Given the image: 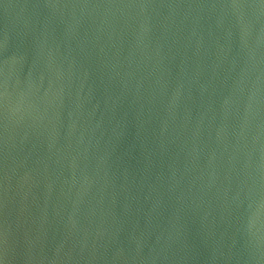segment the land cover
Here are the masks:
<instances>
[{"label":"water","instance_id":"obj_1","mask_svg":"<svg viewBox=\"0 0 264 264\" xmlns=\"http://www.w3.org/2000/svg\"><path fill=\"white\" fill-rule=\"evenodd\" d=\"M0 264H264V0H0Z\"/></svg>","mask_w":264,"mask_h":264}]
</instances>
